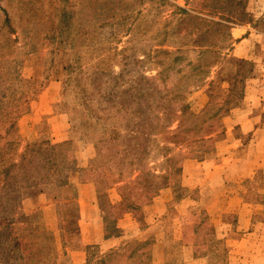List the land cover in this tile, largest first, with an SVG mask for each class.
<instances>
[{"label":"crops","instance_id":"0c3cea01","mask_svg":"<svg viewBox=\"0 0 264 264\" xmlns=\"http://www.w3.org/2000/svg\"><path fill=\"white\" fill-rule=\"evenodd\" d=\"M106 2L93 1L95 18H101L98 6L104 7ZM112 2L114 16L101 22L128 16V22L134 24L122 39L130 44L136 21L148 18L149 9L131 14L128 0ZM150 3L144 0L141 5L149 8ZM166 5L185 10L179 11L178 17H164V21L175 20L186 28L180 32L186 36L185 44L174 48L179 50L176 52L220 57V62L210 68L207 80L190 93L193 101L205 94L198 114L186 116L199 117L210 101L224 102L233 82L228 109L218 117L224 135L208 141L205 151L196 157L171 161L168 185L153 203L136 211L127 210L115 185L108 189L105 207L100 182L91 169L94 144L100 134L83 138L76 135L80 143L91 142L85 152L71 147L76 136L71 135L73 122L68 119L62 96L64 74L59 79L49 76L41 89L31 94L32 105L21 112L23 139L18 148L6 144L0 123V146L5 157L15 161L27 143L41 136L68 146L55 189L49 180L41 178L20 193V212L41 216L48 253L40 260L39 241L19 239L2 244L0 264H264V0H167ZM206 7L208 10H204ZM221 7L231 9L224 12ZM143 28L145 38L146 24ZM162 33L170 34L169 30ZM190 40L193 44L184 47ZM106 46L58 50V55L65 58L67 68L75 56ZM239 69L252 73L234 84L233 76ZM237 83L241 85L239 92ZM58 104L63 108L54 112ZM44 106L49 107L45 113L41 111ZM181 114L185 115L183 111ZM177 127L178 122L171 128L174 134H180V143L173 146L181 153L188 141L186 133L176 131ZM9 151L13 156L6 155ZM8 224V220L0 219V230ZM13 243L20 249H13ZM113 251L124 255L121 259L116 255L108 258Z\"/></svg>","mask_w":264,"mask_h":264},{"label":"trees","instance_id":"16d2710c","mask_svg":"<svg viewBox=\"0 0 264 264\" xmlns=\"http://www.w3.org/2000/svg\"><path fill=\"white\" fill-rule=\"evenodd\" d=\"M19 1L22 3L19 4V9L21 8L20 12L25 14L24 16L32 13L33 18L26 19L27 23L33 26L31 31L38 25L35 22L37 17L35 15L38 12L39 4L45 5L48 2V7H50L48 12L50 13L48 14L44 10L42 13L44 17L40 18L41 25L46 26V30L31 36L37 46L25 48L22 52H19L20 48L17 46L1 49L2 55L5 52L6 61L10 64L14 60L19 63V60L14 58L19 54L40 55L39 58L44 60L42 62L44 64L42 77L41 79H31V84L36 85L33 88L28 86V93L26 91L19 93L16 88L8 92L13 84L11 85L7 81L0 82V123L5 131L6 144L14 148H18L23 139L20 123L21 112L32 105L30 104L31 99L33 101L31 96L41 89L45 84L44 80L49 79L47 72L53 65L50 56L54 48L64 50L103 43L109 44L112 40L120 42L121 38L129 33L132 24L128 22V16L101 22L99 18H95L96 9L91 5L94 0H80L83 7L89 8L85 11V17L82 16V18H76L78 11L75 10V0ZM143 1L128 0V6L130 8L133 2L142 4ZM161 1L162 4L167 3V0ZM176 9L185 12L181 7H176ZM2 18H4V23L9 26L10 32L16 33L8 10L4 9ZM105 28L106 32H104ZM122 28L123 31H121ZM167 35L164 34L163 38ZM28 37L29 35H24L23 39L27 40ZM7 39L9 43L22 41V37L18 35L12 38V33ZM43 44H48V48ZM157 45L161 47L158 51L171 54V50L168 49L170 44L161 41ZM141 55L144 59L149 56L145 51ZM219 62V56L210 57L204 66L199 65L191 68L195 74L192 86L188 85L184 88L167 86L164 80L159 82L156 78H149L141 74L144 79L143 84L136 81L125 85L121 90L123 97L120 100H115L114 89L111 92H106L105 96H101V98L107 99L105 104H102L99 98L93 97V93L99 94L98 84H95L96 91L91 93L90 89L85 87V83L81 82L76 84H78L80 93H83V97L78 100H68L67 87L70 83V76L76 68L67 66L62 96L67 106L68 119L73 122L71 135L83 138L100 134L94 144L95 155L91 160V169L93 177L100 182L105 207L108 202V189L115 185L121 190V202L127 210L136 211L143 205L153 203L158 194L168 185L167 169L171 161L196 157L198 152L204 150L207 138L212 136L221 138L224 135L225 129L221 123L213 128L212 124H208V122L213 118H218L221 111L227 109L233 82L230 83L229 95L224 102H208L197 118L181 114L182 104L188 98L187 94L201 86L209 77L210 68ZM18 63L15 62L16 66ZM163 63L158 64L159 67H162V72L174 69L173 66L163 67ZM240 70L242 69L237 70L233 76L234 84L252 73L250 69L246 74ZM202 72L203 74H201ZM169 104L173 107H170ZM212 104H219V107L208 110ZM115 107H117L116 112L119 118H116L112 112ZM107 109L110 113L104 117L99 114L100 110ZM207 111L209 114L203 123H199L198 120L206 115ZM185 121L190 123L187 130L183 127ZM176 122H178L176 131H184L190 139L185 147L186 150L181 153L176 152L172 145L171 135L174 134V130L171 127ZM66 156V142L51 143L49 139L42 136L36 141L27 143L17 161L5 157L3 147L0 146V219L9 221V224L0 230V250L2 244L9 245L11 241L33 238L39 241L37 250L40 260L46 258L48 249L41 216L38 213L26 215L20 212V193L22 189L35 184L36 180L41 178L49 180L52 188L55 189L58 186V174ZM13 245V249H20V245L16 246L15 243ZM21 247L26 249L25 246L21 245ZM115 255L121 259L124 254L113 251L108 254V258L112 259ZM100 262H104L103 258Z\"/></svg>","mask_w":264,"mask_h":264},{"label":"rangeland","instance_id":"374dc122","mask_svg":"<svg viewBox=\"0 0 264 264\" xmlns=\"http://www.w3.org/2000/svg\"><path fill=\"white\" fill-rule=\"evenodd\" d=\"M75 2H76L75 10L78 11L76 18H82V16L85 17V11L89 10V8L83 7L80 0H75ZM136 2H138V0H136ZM47 3L48 2H46L45 5L42 4L38 5V12H36L35 15L37 16L35 18V22L38 25L34 30L31 31L30 29H32L33 26L32 24L29 25L26 19L33 18L32 13H30L27 16H24L25 14L20 12L21 8L19 9L20 7L19 4H22L19 0H0V82L7 81L11 85L13 84V86L10 87L8 92L13 91V89L16 88L19 91V93L22 91H26L28 93L29 92V90H27L28 86L33 88L36 85V84H31L32 80L34 78L41 79L42 77V69L44 65L42 62H44V60H41L42 58H39L40 55L19 54L14 56V58L19 60V63L17 60H14V62L10 64L6 61L7 55L5 56L4 51H3L4 54L2 55L1 49H6V48L8 49L17 46L18 48H20L19 52H22L25 48H33L37 46L31 36L33 34L43 33L44 30H46V26L41 25L40 18L41 16L44 17L42 15L44 10L48 14L50 13L48 12L50 7H48ZM112 3H113L112 0H108V2L105 3L104 7L98 6V13L101 16V18H99L100 21L102 20V18H112L114 16L111 13V9H110V5ZM161 3H163L161 0H152L151 3L147 5L149 6V8H145L146 6H143L140 3L133 2L130 8L127 7V9L130 10L131 14H139L142 13L144 10L149 9L146 13L150 17H153L150 18L148 16V18L146 19L141 18L139 21H136L137 24L136 27L139 26V28L135 27L136 29L135 36L134 34H132L129 46L127 44V41L124 42V40L121 38L120 42L123 41L124 43L121 42L120 51L117 50L118 42H113L112 40L109 44H107L105 49L102 50L98 49L88 54H79L73 58L74 63L71 66L75 67L76 70L73 71V73L71 74L69 81L70 83L67 87L68 100L70 101L74 99L78 100L80 97H83V93H80L78 84H76L78 82L85 83V87L87 89H90L89 92L91 93H93V91H96V89H94L95 84H98L99 94L93 93V97L95 96L99 98L102 104H105L107 102V99L101 98V96H105V94H107L106 92L108 91L111 92L112 89H114L113 92L115 94V100H120L123 97L121 90L125 85L135 83L136 81L138 83L143 84L144 79L142 78L141 74H144L149 78H156L159 82H162V80H164V83H166L167 86H171V87L178 86L179 88H184L188 85L192 86L195 74H193L192 72L193 70L191 68L195 66H199L201 64L204 65V63H206V60L210 58V55L205 54L204 56H201L199 54H196V52L190 53L187 50L176 52L179 50H175L174 48L180 47V45L185 44L186 41V36L185 35L181 36L180 33V32H185L181 30L183 24L177 23L175 20L164 21V17L165 16L178 17L180 12L176 8L166 5V3L160 6ZM4 9L8 10L9 15L11 16L12 26L15 29L16 33H13L12 31L10 32L9 26L4 23V18H2ZM229 9L231 8L221 7L220 11L227 12ZM204 10H208V8L206 7L204 8ZM145 24L147 26V32H146V37L144 38L143 26ZM178 24L180 25L176 26ZM166 29L169 30L170 34H168L165 38H163L164 34L162 32L168 31ZM183 29L186 28L183 27ZM123 30L124 29L122 28L121 31ZM159 30H161V32ZM104 32H106V28L104 29ZM11 33H12V38H14L15 35H18L19 37H22V41L18 40V42L9 43L7 38H9ZM24 35H29L27 40L23 39ZM161 41H165L167 44H170L168 48H172V51L170 52L171 54H166L164 52L158 51L159 45L157 44ZM191 44H193L192 40H190V42H188V44L185 45L184 47L190 46ZM43 46L47 47L48 44H43ZM127 46L128 48L123 50ZM58 50L60 49L54 48L53 53L50 56L52 57V64H54L53 65L54 68H52V70L47 73L51 79H59V77H61L62 74H64V78H65V74H66V68H65L66 65L64 66L66 60L61 55H58ZM143 51H145L149 55L145 59L141 55ZM138 53L139 56L141 55L139 59H138ZM15 62L18 63L17 66ZM160 62H164L162 65L163 67L173 66L174 69L164 70L162 72L161 71L162 67L158 66ZM115 66H118V69H115ZM187 67L188 68L190 67V69H188ZM201 74H203V72ZM240 86L241 85L237 83L236 85L237 92H239ZM84 93L86 94L87 92ZM228 94L229 91L227 95ZM187 95L188 98L182 104L181 112L183 111V114L185 115L187 114L190 116L197 115L198 114L196 113L197 109L203 103L205 94H202L199 97L195 98L194 101L190 100L191 94L188 93ZM217 95L219 96L220 94ZM59 104L57 108L53 109L54 112H60V110L63 108ZM169 106L173 107L171 104H169ZM217 107H219V104H214V105L212 104L208 107V110ZM116 108L117 107H115L112 110V112L116 118H119L116 112ZM48 109L49 107L44 106L42 107L41 111L45 113L48 111ZM108 113H110L108 109L99 111V114L103 117ZM207 114H209L208 111L206 115L200 117L198 122L203 123ZM220 123L222 124V121L219 118H213L211 121L208 122V124H212L213 128H216V126ZM203 126H205V124H203ZM183 127L187 130V128L190 127V123L185 121ZM29 131H31V128L28 129V132ZM177 135L180 134L171 135L172 141H174L172 145L174 144L178 145L180 143L179 141L180 136ZM2 137L3 134L0 127V139H2ZM184 138L187 139V141L189 142L190 139L187 135H184ZM213 140H217V137L212 136L210 138H207L205 144L208 141L213 142ZM73 144L74 145L71 147H74L75 148L74 150L76 152L81 150V148L82 151L87 150L89 144L92 145L90 141L80 143V140L77 139V136L75 137ZM204 151H205V146H204V150L202 152H198L196 156L200 155ZM5 153L7 156H13L11 151ZM72 154L73 153H71L70 156Z\"/></svg>","mask_w":264,"mask_h":264}]
</instances>
